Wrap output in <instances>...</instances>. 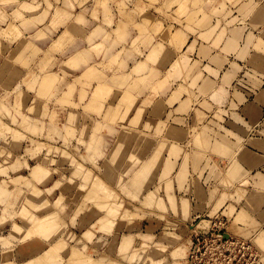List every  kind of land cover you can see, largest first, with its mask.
I'll return each instance as SVG.
<instances>
[{"label":"rangeland","instance_id":"374dc122","mask_svg":"<svg viewBox=\"0 0 264 264\" xmlns=\"http://www.w3.org/2000/svg\"><path fill=\"white\" fill-rule=\"evenodd\" d=\"M0 264H264V0H0Z\"/></svg>","mask_w":264,"mask_h":264},{"label":"crops","instance_id":"0c3cea01","mask_svg":"<svg viewBox=\"0 0 264 264\" xmlns=\"http://www.w3.org/2000/svg\"><path fill=\"white\" fill-rule=\"evenodd\" d=\"M233 44H234V42L229 43L228 46H227V48H230L231 49L232 46H233Z\"/></svg>","mask_w":264,"mask_h":264},{"label":"bare ground","instance_id":"6f19581e","mask_svg":"<svg viewBox=\"0 0 264 264\" xmlns=\"http://www.w3.org/2000/svg\"><path fill=\"white\" fill-rule=\"evenodd\" d=\"M47 83H48V81H44L43 84L46 85ZM205 86H207V85H205ZM137 120H138V119H136L135 121H137ZM125 138H127V137H124L123 140H124Z\"/></svg>","mask_w":264,"mask_h":264}]
</instances>
